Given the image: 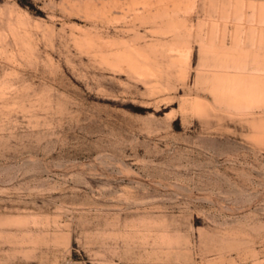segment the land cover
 Wrapping results in <instances>:
<instances>
[{"label": "rangeland", "instance_id": "obj_1", "mask_svg": "<svg viewBox=\"0 0 264 264\" xmlns=\"http://www.w3.org/2000/svg\"><path fill=\"white\" fill-rule=\"evenodd\" d=\"M0 264H264V0H0Z\"/></svg>", "mask_w": 264, "mask_h": 264}]
</instances>
